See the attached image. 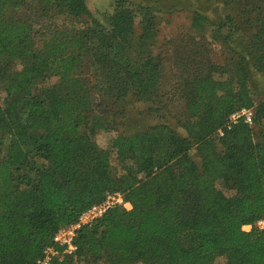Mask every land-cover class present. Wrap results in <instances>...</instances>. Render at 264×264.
I'll use <instances>...</instances> for the list:
<instances>
[{"label": "trees", "instance_id": "1", "mask_svg": "<svg viewBox=\"0 0 264 264\" xmlns=\"http://www.w3.org/2000/svg\"><path fill=\"white\" fill-rule=\"evenodd\" d=\"M213 1L223 15H210ZM176 11L197 35L168 41V81L167 44L155 46ZM254 72L264 75V0H116L105 20L86 0H0V264H38L60 227L115 191L132 208L82 227L75 253L53 264H264V231L243 230L264 215ZM132 101L159 121L127 130ZM180 104L187 135L169 120ZM242 108L253 124L228 128ZM101 130L115 133L108 148Z\"/></svg>", "mask_w": 264, "mask_h": 264}, {"label": "rangeland", "instance_id": "2", "mask_svg": "<svg viewBox=\"0 0 264 264\" xmlns=\"http://www.w3.org/2000/svg\"><path fill=\"white\" fill-rule=\"evenodd\" d=\"M88 8L92 11V13L101 20H105L110 15L114 13L115 10V2L116 0H86ZM141 1V0H136ZM167 1V0H162ZM212 9L209 8L210 15L213 17H218L224 14V7L216 4L214 1L212 3ZM214 9L217 11L215 13ZM218 14V16H217ZM197 35V30L192 26V15L188 11H176L169 15H165L162 19V24L160 26V32L157 39V46H155V51L158 53L161 49V46L167 44L164 47V54H165V61L167 65V75L166 78L168 81L172 80L175 81V46L169 43L168 41L172 39H176L180 36H191ZM211 49L213 52V59L218 62H224V55L222 53V47L219 43L214 42L211 45ZM57 78H53L49 83H53L57 81ZM254 85L255 90L258 96H264V75L259 72H254ZM6 94L5 92L0 89V101L4 103ZM174 115L169 118L170 123L183 135H187V130L185 127L182 126L180 114L182 112V106L175 108ZM148 107L142 102H134L132 101L128 106V121L125 124L127 130L139 129L144 128L146 126L152 125L159 121L158 117L155 114H151L148 111ZM115 136L114 132H108L101 130L96 134V141L98 144L103 148L110 147V143L112 138ZM3 151L0 147V159L3 156ZM191 155L193 159L198 163L201 164V158L196 149L192 150ZM113 164L117 168V171H121V164L119 161L115 159L113 155ZM217 186L222 189L225 193L231 194L232 191L227 189L224 182L219 181ZM225 262L224 257H218L212 264H223ZM87 264V263H86ZM97 264H104V263H97ZM141 264V263H138Z\"/></svg>", "mask_w": 264, "mask_h": 264}, {"label": "built area", "instance_id": "3", "mask_svg": "<svg viewBox=\"0 0 264 264\" xmlns=\"http://www.w3.org/2000/svg\"><path fill=\"white\" fill-rule=\"evenodd\" d=\"M255 110L253 108H242L235 111L229 117L227 126L230 128L232 124L244 119L245 122L252 125L254 121ZM219 134L223 135V129L219 130ZM115 206H122L131 209V202L125 199L123 193L119 191L109 193L106 198L85 210L79 219L70 225L60 227L53 237V244L44 250V255L38 259V264H53V261L65 254H73L77 250L76 238L79 230L88 225H92L96 220L101 218L109 209ZM264 231V215L253 224H246L243 230L251 231L253 228Z\"/></svg>", "mask_w": 264, "mask_h": 264}]
</instances>
